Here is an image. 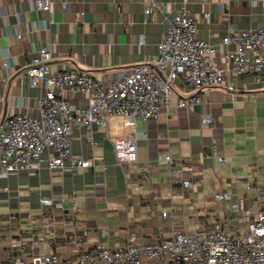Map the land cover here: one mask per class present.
Returning a JSON list of instances; mask_svg holds the SVG:
<instances>
[{
    "label": "crops",
    "instance_id": "crops-1",
    "mask_svg": "<svg viewBox=\"0 0 264 264\" xmlns=\"http://www.w3.org/2000/svg\"><path fill=\"white\" fill-rule=\"evenodd\" d=\"M145 4L153 5L146 14ZM263 4L262 0H50V19L46 10L35 8L34 0H0V119L19 111L37 112V99L45 87L30 86L24 68L40 47L51 51L48 66L53 71L74 66L97 78L115 77L154 57L167 13L185 7L195 17L199 36L217 47L208 61L221 63L233 46L221 41L227 27L264 24ZM225 80L232 91L225 85L201 88L199 98L186 106L176 102L192 90L178 81L171 104L163 106L156 118L137 117L135 161L119 162L115 157L114 139L131 128L119 116L110 118L104 129L74 123L71 148L90 164L76 169L28 166L1 174L0 235L19 238L34 250L73 258L75 246L62 234L64 227L72 228L68 220L72 191L78 245L83 248L95 243L122 245L130 234L136 241L160 240L169 234L172 222L187 231L208 229L214 217L223 220L231 215L234 201L241 213L264 208V82L250 73L227 72ZM53 90L66 93L73 108L87 102L77 90ZM205 115L211 123H201ZM214 141L216 150L208 156ZM218 190L231 193V200L216 199ZM42 196L62 199L67 216L62 219L59 208L43 204ZM9 216H15L20 226H10ZM43 223L54 229L52 225L43 235Z\"/></svg>",
    "mask_w": 264,
    "mask_h": 264
},
{
    "label": "built area",
    "instance_id": "built-area-1",
    "mask_svg": "<svg viewBox=\"0 0 264 264\" xmlns=\"http://www.w3.org/2000/svg\"><path fill=\"white\" fill-rule=\"evenodd\" d=\"M34 5L46 10L51 19L50 0H34ZM152 6L145 4L144 13H149ZM221 41L233 45L225 52L224 61H208L217 47L199 36L194 15L181 7L167 13L166 28L156 43V55L147 62L127 67L115 77L97 78L74 66L53 71L48 66L53 56L51 51L40 47L24 73L30 86L43 83L45 89L38 96L36 113L25 110L0 119V175L28 166L76 169L89 165L88 158L76 155L71 148V126L84 123L104 129L114 116H119L124 126L131 127L114 139L115 157L119 162L135 161V119L156 118L163 106L171 104L178 81L192 90L190 95L177 100L178 106L197 100L201 88L225 85L232 91V85L225 80L227 72L250 73L264 82V24L238 29L229 25ZM54 88L77 90L87 96V102L73 108L68 95L55 93ZM211 120L209 115L200 119L204 124ZM215 150L216 141L207 155L213 156ZM163 158L169 160L170 155ZM183 182L191 184L189 179ZM68 196L72 201L68 219L72 228L64 227L62 234L75 246L74 257L34 250L19 238L0 235V264H264V208L241 213L238 202L234 201L231 215H225L223 220L214 217L213 226L208 229L187 231L172 222L169 234L160 240L136 241L130 234L122 245L108 247L95 243L83 248L78 245L76 231V194L72 191ZM214 196L223 201L232 198L224 190L216 191ZM40 201L59 208L62 219L67 216L62 199L42 196ZM166 214V210L162 211L163 216ZM30 215L28 212L27 216L32 218ZM6 221L12 227L21 224L15 216H9ZM52 225L42 224L43 235Z\"/></svg>",
    "mask_w": 264,
    "mask_h": 264
}]
</instances>
